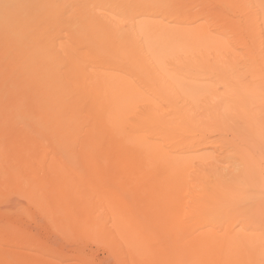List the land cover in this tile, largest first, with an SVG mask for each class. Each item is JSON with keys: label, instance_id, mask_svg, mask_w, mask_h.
<instances>
[{"label": "bare ground", "instance_id": "1", "mask_svg": "<svg viewBox=\"0 0 264 264\" xmlns=\"http://www.w3.org/2000/svg\"><path fill=\"white\" fill-rule=\"evenodd\" d=\"M71 1L75 4L74 8H72L69 5L71 9H69V6L67 5L68 1L66 4L63 3V0L60 3H56L55 0H37L34 2L17 1L18 3L10 2V4L7 5H0V24L2 23L3 26L5 25L4 27L6 29L5 36L1 35L3 36L2 42L4 43L7 49L3 51H7V55L10 56V59L13 60L12 63L13 65L12 66L10 65L9 68H5L4 71H2V75L6 77V81H4V84L6 86L0 87L1 88L0 98L6 99V101L4 100L3 103L8 101L10 102L9 104L10 106H6V107H10L7 108L8 110L10 109V111H7L10 112L9 113L11 116L10 118H14L16 119V121L20 122L19 124L22 123L24 125V126L20 125L21 128L19 127L20 129L18 128L16 131H14V133L20 134L21 132L27 130L26 128L27 125L32 123L34 124L33 126L37 133L35 137H37L38 139L32 142L31 146L27 145L29 146L27 148H25L27 143L22 145L24 149L19 152L14 150L17 149V147L20 145V142L19 145L15 144V146H17L15 149L14 146L11 147L10 162H15L16 164L18 163V165L20 164V162L21 164L23 162L25 163L32 162L31 165H33L34 162L35 163L50 162L49 167L52 169V171L53 170L57 171L60 169L62 170V168L67 170L66 164L64 166L65 168L60 165H63L64 163L67 162L69 163L75 162L77 164L78 162L76 161L77 157L80 158L79 162H82V164L83 162H87V164L90 165L95 164L96 162H98V164L99 162H104L103 164L107 162H115V164L117 163V166L119 165V163L123 164L126 168L124 170H128L129 172H131L130 174L133 175L132 181L142 185L141 192L138 193V197L140 196L143 199L145 198L149 199L148 204H146L144 208L142 206L143 208L142 212L141 213L138 212L140 215L135 216L133 212H132L133 214L131 212H128L129 209H127L126 211V208L125 209L123 207L121 208V206H119L116 203L117 197H115L113 189L108 194V193H104L107 191V190L105 191L106 188L104 187L102 188L104 190L103 192L102 190H100L101 192H98V188H93L92 186H88L85 184L90 189L84 187L85 189H87V191L84 189L85 190L84 194L92 196V194L94 193H92L91 190L97 189V192L95 190V193L98 194L100 193V196L98 197H100L101 201L107 200L108 203H106V205L108 204L112 208L113 212L111 213H114L115 220H117L116 223H118L115 225L116 226L118 225V228L123 229L124 233L130 235L131 237L129 243L126 241V239H121V240L126 241L127 243L126 245L129 246L128 249H130L129 252H131V255L137 257L136 264H145L143 263L142 259L147 258L151 255L149 254L147 246L149 245L150 242V238H151L150 234L153 233V231L155 232V230H152L151 232L150 229L151 226L156 227L155 229L158 230L157 233L160 231L162 233L166 232L169 235L179 236L181 233L178 232V230L182 229L184 225L186 226L185 224L186 222L188 223V221L186 220L189 213L188 209L190 208V210H192L193 205L191 207L189 206V208H186L188 206V202H186L187 201L186 200L185 202L187 204L186 203L185 204L187 206L183 207L182 199L184 200V198L182 196V193L186 191V189L188 188L187 177H190L188 176V174H189V170L191 169L190 167L192 166V163L205 162L207 159V157L193 156L185 153L184 154L186 156L174 154L177 151V150L174 151L175 150L173 147L174 145H178L182 147V150L179 151L180 153L181 152L188 153L190 151H197V148L203 146L204 147L211 146L212 141L215 143V141L218 142L217 140L220 139L218 144L220 145V147L223 146L224 144L225 150L222 149L223 151L219 153V155L217 154V156L219 157L217 159H214L213 162L217 163L223 161V162H230V164L231 162H233V164L234 162L236 164H238L237 162H242L243 164H245V162L248 164H252L253 162L264 163V53L262 54L260 53L261 51L257 52L254 49L255 51L252 50L250 54L247 56L248 58L245 59V61H247L246 63L248 69H250L251 71L250 74H247V77L249 75L248 79L245 78L246 76L244 74H239V77H237L235 80L224 79L223 82L221 81V83H223L222 85L223 89L220 90L217 87V89L214 90L213 96L215 97L217 95L219 96L218 100L220 103L217 104L219 105L218 108L221 107L227 116H229L228 112L231 115H235L234 114L235 112L238 115L240 114L241 118L243 117L242 120H240L241 119L240 115L236 116V118L237 117L240 118L238 119L239 121H241V123L244 122L245 124L242 125V127L241 126L236 127L237 125L235 126V124L238 121L234 122L232 116L228 117L231 118L230 119L231 122L225 119L223 116H221L222 114L218 116V118L216 119L217 116L215 114L216 110L212 109V111H210L209 109L205 110V108H203L202 112L200 111L201 114H199V112L198 114H196L197 111L196 112L194 111V107L192 103L184 102V100H182L184 94H186L187 92L189 93V91H194L200 88V85L197 84L196 82L189 81L187 76H180V73L178 71L179 67H184L189 64L190 61H188L187 58L189 57V55H192V53H194L195 51L197 52V55H194L193 58L196 59L197 57H199V62L196 61L195 63L207 64L211 68L212 67L226 68L227 65L235 66L233 64L235 63L237 56L232 57V55L235 54V52L233 51L226 52L223 55L221 53H220L221 55L217 54V58L213 57L211 60V62H214L215 60L214 64H210L207 61V55L205 53L207 51L205 49H203L205 52L202 51V48H206V46H208L211 43L217 44L219 42L218 37L211 34V32L208 31L209 29L207 30L206 27L204 26L206 21L208 22V20L204 21V24H196L191 27L190 26L187 27L188 25L185 26L184 24H188L187 19L189 23L191 22V24L192 23L194 24L195 21L193 20L196 19L194 16L192 17L193 18L192 19L191 17H187L188 15L186 16V14H183L182 11L183 6L181 8V6L178 7L177 4V8H176V5L175 4H174L175 6L173 5V3H177L175 2L176 0L175 1L173 0L174 2L172 0H71ZM73 3L71 4L73 5ZM67 6L68 9H66ZM209 7H211V5ZM102 8H105L107 12H102L101 11ZM98 9L101 12H99ZM105 9H103V11ZM210 9L209 10L207 9V11L210 12L211 11ZM203 11L206 12V9ZM205 12L203 14H205ZM208 12H206V14H209ZM211 13L209 15H211ZM182 14L184 15V17L182 16ZM207 16L203 15L202 17L204 18ZM6 17H10V20L6 19ZM165 19L168 20L167 23L165 22ZM171 20L178 22L179 23L178 26H180V23L183 24L184 27L183 26L176 27L175 24H174L175 26L173 27H171V25L169 26L168 22ZM54 32L56 33L55 35L58 36V38L64 37L65 35V37L68 38L70 43H65L61 41H59V43L56 42L57 37L53 35ZM52 36H54V38L56 37L55 38L56 41H54V38H52ZM214 54H215L214 56H216V53ZM7 55L5 57H7ZM230 58H232L231 61L229 60ZM121 70L134 71L132 72L133 74L137 72L139 74V77L141 78V82H139L138 84L137 83L138 81L135 82L136 81L135 77H134L135 80L130 77H127V75L126 76L124 75V71L123 73H120ZM141 83L145 84V85L144 84L141 85L142 88L139 86ZM143 85L148 87V92L143 90ZM159 100H162L165 103H161V101ZM2 105H0L1 108H4L6 104H2ZM202 106L203 104L199 106L201 107V110H202ZM219 112L220 111H217L218 114ZM206 117L208 120L204 119ZM30 126L31 125L28 126L29 129L33 131L34 128L31 129L32 127ZM191 127L194 129V131H193V135L188 140L183 139L176 143L174 142L173 139H175L176 137H174L173 134L176 131H178L179 129H188ZM10 131H12L11 128ZM211 131L214 132L217 131V134L218 132H220V134L229 133L230 137L227 139L226 138L222 139L221 137L224 135L223 134L220 137L218 135L219 138L217 136L214 137V138H218L217 140L213 138H212L213 140H211L210 139L212 135L210 134ZM23 133L25 134V132ZM33 134L32 136H34ZM152 134L156 136V139L153 138ZM217 134L215 132V135ZM12 135L10 133V136ZM50 136L54 137L52 139L53 141H55L54 144L53 143L51 144H53V146L57 144L56 148L59 151L56 153L53 152L50 154L49 151L47 152L46 150L47 143L49 144L47 140L49 139ZM26 137H24L25 140H27ZM13 139H15L14 136L12 140ZM52 139H50V142ZM19 140H21V138H19ZM25 140H23V142ZM15 141L17 140H14V143H16ZM28 144H30V142ZM168 144L169 146H167ZM51 149L49 150L51 151ZM18 150H20V148ZM69 163L68 165L70 166ZM13 164L11 165L12 167ZM78 164H77V168L75 169H78L79 166ZM82 164H80L81 167ZM193 164L196 165L195 163ZM18 165L17 167H13V169L18 168L19 167ZM22 165L25 166L24 163ZM37 165L38 163H36L35 166ZM252 165H255V163ZM124 166L121 165V168ZM207 166L208 165L206 164L205 167ZM209 166L207 167V169H205V167L202 168L205 170L198 169L199 167L195 168V172L193 171L194 168L190 170L192 171L190 172L192 178L194 179L195 176H197L198 181L199 179L200 181L203 180V182L201 183L203 185L205 183L204 180L206 181L207 179L206 178L207 175L212 174L213 176V173H215L213 172L214 170L212 169L214 167L211 168ZM239 166L241 167L242 164ZM27 167L29 168L30 165ZM37 167L40 168V166ZM73 167L75 166L73 165ZM245 167H247V165L243 166L239 170L245 169ZM118 168L120 169V167L116 168L117 171ZM208 168L211 170H209ZM249 168H251L250 165ZM24 169L21 168L22 171ZM45 169L43 167V171ZM70 169H72V167ZM18 170L19 168L15 173H17ZM27 170L25 172L31 175L30 172ZM66 170L62 174L67 176L69 174L72 176L73 173L69 172L70 171L69 169L67 173ZM107 170L108 171L110 170L109 166ZM107 170L105 168V171ZM247 170L250 173L251 169L250 170L247 169ZM79 171L83 172L82 169L81 170L78 169V172ZM108 171L105 172V174L110 173ZM242 172L244 173L245 171ZM195 173L196 175H194ZM96 174H98V172ZM244 174L248 175V173L246 172ZM11 175L10 178L13 177ZM16 175L19 176L18 174ZM250 175L254 176L253 174H249V177ZM51 176H53L52 173ZM67 176L65 177V179L67 178ZM219 176L220 174L216 177L217 179L216 182L211 181L212 182L211 185H208L209 187H211L210 189L207 186L205 187V189L208 188L207 190H209L208 192H210L208 194L209 197L211 198L207 197L209 198L210 201L212 200L214 195H216L217 193L221 195L220 193L223 192L221 190L222 187L220 186V183H226L228 181L226 178H224L225 176L224 177L220 176L221 179ZM256 176L258 175L256 174ZM36 177L40 178L39 176ZM48 178L46 179L43 178L45 180H42V185H40L39 190H36L35 188H29L30 185L29 187H26L25 184L24 192L26 196L32 197L35 194L37 195L39 194L40 196V194H42L40 190H42L43 192L45 191L46 194L48 195L47 191L49 190V186L51 185L50 181L52 180ZM12 179L13 178H11L10 181H13ZM69 179L72 180V178L71 177L69 178L68 176V180L66 179L65 181L69 182ZM193 179H192V183H193ZM31 180L32 178H30L29 180L30 182H29L28 179H26L25 182L27 183L29 182L30 184ZM207 180H209V177ZM234 180H235V176L230 178L229 181L234 182ZM190 181L189 183L191 184ZM198 181H197L198 184L196 183V181L195 184H192L193 187L196 188H190V189H195V190H189L190 192L191 191L197 192L196 189L200 183ZM257 181L258 180L256 179V182ZM100 182L102 183L103 181ZM10 184L13 185V183L11 182ZM64 184L65 183L63 182V185ZM78 184L81 185L80 182H78L77 185ZM227 184L229 183L227 182ZM227 184L224 186L225 187L227 186L226 189L228 190V187H231V185L229 186ZM72 185L73 183H71L69 190H74L71 188ZM77 185L75 186L77 187ZM62 187L63 186L61 185V189ZM81 187L82 186H80L79 188ZM201 187L203 186L200 185L198 187V191L202 190ZM225 187H223V189H225ZM236 187L234 186L233 189H236ZM123 188H125V186H123ZM56 189L58 190L59 188ZM56 189L54 188L55 192L58 193ZM81 189H83V187ZM88 190H90L91 193L88 192ZM121 190L123 189L121 188ZM207 190L206 192L202 191V193L206 195ZM79 191L81 192L82 190ZM189 191L188 193L190 194ZM68 192L70 193L71 191ZM76 192L78 191L76 190ZM196 192H193L194 195H192V198L197 193L200 195L199 192L197 193ZM233 192L235 193L236 191L233 190ZM44 193L42 194L43 196ZM234 193L231 195L233 196ZM60 194L62 195V192H60ZM70 194L72 195V193ZM75 194H76L75 191H73L72 196H74ZM191 194H190V199H191ZM245 194H247V192ZM120 195H122V193ZM120 195L118 197L119 199L117 198L118 200L122 199V196L120 198ZM199 195H197L198 196L197 199L201 198L199 197ZM48 196L46 200L50 202L51 197L50 195ZM80 196L82 197V195ZM125 196H127L128 198V195ZM76 197L74 196L75 199ZM98 197L96 196V198ZM216 198L219 200V197L218 196L215 197V201L217 203L218 201ZM68 199H66V202H69ZM194 199H196V197ZM204 199H202V201H200L199 199V202H196L197 200L195 202L193 200L191 201L195 203V207H196L197 205H199V203L203 202ZM59 200L61 201V196ZM88 200L82 203L80 202L79 204L75 200L76 204L75 203L74 204L78 206L77 207L75 206L74 208V205H71L70 207H73L72 210L73 209L76 210L75 214H77V208H78L79 215L82 214L81 215L82 217L85 216V218H90L89 214L91 213L90 212L91 208L90 205H88L89 204L88 202L90 200L89 201ZM205 201L204 203L206 205L210 203V201L208 200H207L208 203H206L207 201L206 202ZM212 201L210 203L211 208H209V204L207 205L209 210L207 209L206 205H202V204H201L202 206L201 205H199L200 207L198 206L199 208L196 207L195 210L202 209L203 206H206V208L203 207L202 209L205 215L208 213L206 211L212 213L211 209L215 208L213 206L215 201L214 202ZM117 202L119 203L120 201ZM127 202L128 201H126V203ZM139 202L141 204L143 203L141 201ZM98 203L96 205H98ZM120 203H123V201ZM63 204L65 205V203ZM96 205L95 207H97ZM58 207L55 206V208L57 209ZM80 207L82 210H80ZM133 207L135 206H132V208ZM100 208L102 211V206ZM60 209H61V205H60ZM95 209H94V213H95ZM97 209H96L97 213L95 215H98V212H100V210L97 211ZM204 209H206V211H204ZM79 210L82 211V213ZM84 210L86 211V213L83 212ZM195 210L193 211L196 213ZM65 211L66 210H64V212ZM138 211H141V209H138ZM51 212H57L55 214L58 215L61 211L59 213L58 211H51ZM64 212L62 209L63 215ZM74 212L69 211L71 219H73L72 213ZM69 213L67 216H69ZM191 214L189 216L193 215ZM55 216H52V218L55 219L54 218ZM61 216L58 217L59 218L58 222L55 221L57 222L55 223L56 225L60 223L59 220L62 221V223L64 224L67 223L68 218L70 219V216L68 218L67 216H65L67 219L65 220L64 218H62L63 220H61ZM81 216L77 215L76 216L77 219L74 217L76 221L75 220L73 221L74 223L78 224L79 228H81L82 231L83 227L85 228L87 227L86 226L87 222L84 221L85 218L84 219L82 218L83 219L82 222H84L85 224L82 223L84 224V226L81 227L82 225L80 226L79 223H77V220L79 219L78 217ZM199 216H200V212H199ZM199 216H196V219H198L197 217ZM202 216L203 215L201 214V217ZM99 218L101 217L99 216L98 220ZM260 218L264 222V216L262 215V217L260 216ZM199 219L198 222L201 223V220ZM64 220L65 222H63ZM80 220L81 218L78 220L81 224ZM113 220H111V222ZM73 221L71 222L70 220L71 224H73ZM191 221L190 222L194 225L195 221L193 220ZM203 221L204 220H202L203 224H201V226L202 225L205 226L206 224L204 225V222L205 221L207 222L208 220H205L204 222ZM210 222L211 221H208L207 224L209 225ZM199 223H197L196 221L197 225ZM214 223H210V224H214ZM90 225H92V221ZM116 226L114 227L115 229ZM61 227H59L60 232L62 230ZM66 227H64L65 233L68 232V231L66 232ZM195 228H193V231L194 230L196 231ZM56 229H58V226ZM149 229L151 233L149 232ZM71 230L73 231V229H71L70 226L69 231L71 232ZM185 231L183 232L185 233ZM62 232L64 231L62 230ZM91 232L92 231H90V234ZM95 232L97 233V231ZM118 233H120L119 235L122 234L121 232ZM186 234L189 236L188 233H185V235ZM158 235H160V233ZM191 235L195 236L194 233ZM199 235L202 234L196 233L197 238H199ZM208 235L209 234H207V238L212 237ZM104 236L106 237L105 234ZM196 236L192 238H190L189 236V238L190 240H194L193 238H195V240L197 241ZM17 237L18 236H16V238ZM205 237L206 236H204L203 240L206 239ZM154 238L151 240H155ZM169 238L171 239L170 240L167 239V240L172 241V237ZM184 239L186 240V236ZM230 239L233 240V241L231 240L232 241L231 244L228 245L226 243L227 246L225 245L226 254L228 256L234 255L233 248L235 247V246L233 247L232 245V243L234 244L235 239L231 237ZM238 239H240V237ZM104 242H105L104 244L109 243V242L106 243V239ZM117 242L120 243L119 240ZM189 242L191 243L192 241ZM189 242H187V244H189ZM193 242L195 243V241ZM194 243L191 244L190 247L194 245ZM180 244L181 242L178 243L177 246L181 247L182 244L181 245ZM196 245L192 246L191 248L193 247L195 248ZM216 245L220 246L221 244L218 243ZM107 246L109 247V245ZM209 246L211 248V245ZM163 247L164 246H162V248ZM197 247L195 249L193 248L194 250L192 255L190 254V251L188 252L189 254H186V256L189 255L192 257L193 262L195 261L197 262V260H199L202 257V254H205V252L203 253L200 244L199 247L198 248ZM222 247L224 248V246ZM120 249H122V247L119 248L118 250ZM123 249H125V247ZM188 249L190 248H187V250ZM234 250H236V248ZM213 253L211 255L212 257L211 259H213V257L214 258L216 257L215 252ZM158 255H159V251H158ZM168 256L166 255V257ZM219 256L221 262L222 258L220 253ZM138 257L142 259H138ZM28 259L31 261L30 258ZM126 259H128L129 261V258ZM15 260L16 259H14L13 261L15 262ZM159 261L160 264H174L173 260L167 258L166 259L163 258L162 261L161 260ZM176 261L177 258L175 259V262ZM215 261L217 262V260ZM33 264H38V263L34 262Z\"/></svg>", "mask_w": 264, "mask_h": 264}, {"label": "rangeland", "instance_id": "2", "mask_svg": "<svg viewBox=\"0 0 264 264\" xmlns=\"http://www.w3.org/2000/svg\"><path fill=\"white\" fill-rule=\"evenodd\" d=\"M17 1H19V2H29V1L34 2L37 0H0V5H7V4H10V2L11 3H18ZM64 1H66V0H63V3H66V4L68 1V4H67L68 6L70 5L72 8L75 7L74 6L75 4L71 0H67L66 2H64ZM180 1H181V3H180ZM55 2L60 3V2H62V0L61 1L55 0ZM175 2H177V3H173V5L175 4L176 8H177V4H178V7L181 6V8H182V6H183V8H182L183 14H186V16L188 15L187 17H191V18L194 16L196 19V20H193V21H195L194 24L193 23L191 24V22L189 23V21L187 19L188 24H184L185 26L188 25L187 27H189V26L191 27V26L196 25V24H204V21L208 20V22L206 21L207 25L205 23L204 26L206 27L207 30L209 29L208 31H210L211 34L218 37V39H219L218 43H220V44L217 43L218 44L217 45L215 43H211L208 45L209 47L205 45L206 48H202V51H204L203 49H205L207 51V52H205V51L204 52L206 53L207 61L210 64L215 63V60H214V62H211V60L213 57L217 58V54L223 55L226 52L233 51V52H235V54H233L232 57L237 56L236 61L233 64L235 66L227 65L226 68H222V67H220V68H215V67L213 68L212 67L211 68L207 64L195 63L196 61L199 62V57H197L196 59L193 58L194 55H197L196 51L194 53L191 52L192 55L187 54V55H189V57L187 58L188 61H190L189 64L187 66H184V67H179L178 71L180 73V76H187L189 81L196 82L197 84L200 85V88L197 90H194V91H189V93L187 92L186 94H184L182 100H184V102H191L193 107H194V111L195 112L197 111L196 114H198V112H199V114H201V112L203 111V108H205V110L209 109L210 111H212V109H213V110H216L215 111V114L217 115L216 119L218 118V116H220L222 114L221 116H223L225 119L230 121L231 118H228V117L232 116V118L234 119V122L238 121L236 124L233 122L235 124V126L237 125L236 127H239V126L242 127V125H245V124L243 122L244 120L242 121L243 123H241V121H239V119L241 118V115L239 114L240 118L239 117L236 118V116L238 114H236L234 112L235 115H231L228 112L229 116H227L221 107L218 108L219 105H217V104L220 103L218 100L219 96L217 95L215 97V96H213V93H214V90L217 89V87L220 90L223 89V87H222L223 83H221V81L223 82L224 79L235 80L237 77H239V74H244L246 76L245 78L248 79L249 75L247 77V74H250L251 71H250V69H248V66L246 63L247 61H245V59L248 58L247 56L254 49L257 52L261 51L260 53H262V54L264 53V0H222V1H220V0H218V1L217 0H176ZM71 3H73V5ZM209 4L211 5V7H209L210 6ZM68 6L66 7V9H68ZM70 6H69V9H71ZM210 8H212V9H210ZM103 9H105V8L101 9L102 12H107L106 9H105L106 11L105 10L103 11ZM205 9H206V12H208L207 9L208 10L210 9L211 11L208 13L210 14L212 12L211 15L206 14V12L203 11ZM101 11L99 10V12H101ZM200 12L202 14L205 12L206 15L205 14H203V15L204 16L208 15V16L203 18L202 17L203 15ZM6 13H5V15H6ZM108 13H109V11H108ZM194 13H197V14H194ZM183 14H182V16L184 17ZM191 14H192V16H191ZM209 17H211V18H209ZM6 19L10 20V17H6ZM167 21L168 20L165 19L166 23H167ZM168 23H169L168 25L169 26L171 25V27H173L175 25H176V27L183 26V24H181V23H180V26H178L179 23L175 22L174 20L173 21L171 20ZM4 26L2 25V23L0 24V87L6 86L4 84V81H6V77L2 75V71H4L5 68H9L10 65L11 66L13 65L12 64L13 60L10 59V56L7 55V51H3V50H7L4 43L2 42L3 36H1V35L5 36V33H6V29ZM63 33H64V31H63ZM55 34L56 33L54 32L53 35L56 36ZM54 36H52V38H54ZM56 37L58 38V36H56ZM55 38H54V41L57 40L56 42H58V43H59V41L65 42V43H70V41L68 40L67 37H65V35H64V37H59L58 39L56 38V40H55ZM214 42H216V41H214ZM212 45H213V47H212ZM214 53H216V56H214L215 55ZM6 55H7V57H5ZM229 60L231 61L232 58H230ZM123 71L124 70H121L120 73H123ZM132 72H134V71L126 70V71H124V75L125 76L127 75V77H130L132 79H134V77H135V79H136L135 82L138 81L137 83L139 84V82H141V78L139 77V74L137 72H135L133 74ZM242 72H244V73H242ZM131 75H133V76H131ZM217 82H220V83H217ZM2 84H4V85H2ZM142 84H144V83H141L139 85L141 88H142V86H141ZM144 85H143V90L148 92V87H146ZM4 100L6 101V99L0 98V105L6 104L4 106L5 109L1 108V106H0V264H9V263L10 264H33L34 262H36L38 264H50V263L51 264H136L137 263V260H136L137 257L131 255V252H129L130 249H128L129 246L126 245L127 244L126 241L129 243L131 237H130V235H127L126 233H124L123 229L118 228V225L117 226L115 225L118 223H116L117 220H115L114 213H111V212H113L112 208L108 204L107 205L109 207L106 205V203H108L107 200L101 201L100 197H98V196H100V193L99 194L95 193V190L97 192V189H93L94 191L91 190V192L94 193V194H92V196L86 195L84 193H85V190L87 191V189H90L88 186H92L93 188H98V192H101L100 190H102V192H103L104 190L102 188L104 187V188H106L105 191L107 190L104 193H108V194L113 189L114 195L117 198L122 193V195H120V198L122 196L123 200L122 199L118 200L119 198L118 199L116 198V203L119 206H121V208L122 207L124 209L126 208V211H127V209H129L128 212H131V213L133 212L135 214V216H138V215H140L138 212L141 213L143 208L145 207V205L148 204V202H149V199H147V198H145L146 199L145 200L140 196L138 197V193L141 192L142 185H140L137 182L132 181L133 175L130 174L131 172H129L128 170H124L126 168L123 164L119 163L120 166L119 165L117 166V163L115 164V162H107L105 164H103L104 162H99V164H98V162H96L95 164H97V165H95V164L90 165V164H87V162H83V164H82V162H79L80 158L77 157V160L76 159L75 160L78 161L77 164L79 163L78 169H80V170L82 169L83 172L82 171L78 172V169H75V168H77V164L75 162L64 163L63 165H60V166L64 167L66 164L67 170L62 168V170L61 169L57 170V171L53 170L54 172L49 167L50 162L49 163L48 162H42V163L36 162V163H38L37 166H40V168L35 166L36 165L35 162L33 163V165H31L32 162H29V163L26 162L28 164L23 162L24 165L25 164L27 166L30 165L29 168L26 165L23 166L22 165L23 163L21 164V162L19 165H18V163L16 164L15 162H10V151H11L10 149H11V147L14 146V149H15L17 147V146H15V144L19 145V142H20L21 146L19 145L17 147V149L14 150V151L19 152V151H22L24 149L22 145L27 143L26 147H25V148H27V147L31 146L32 142H34L38 139H37V137H35L37 135V133H36V130L33 126L34 124H32L31 122H30L31 124H29V125H31L30 126V127H32L31 129L34 128L35 131L30 130L28 127L29 125H27V127H26L27 130L23 131V132H25V134L23 132H21L20 134L14 133V131H16L19 127L21 128V126L23 124L22 123L19 124L20 122L16 121V119L10 118L11 117L9 114L10 112H7V111H10V109L9 110L7 109L10 107H6V106H10L9 105L10 102L7 99V101L9 103L8 102L3 103ZM159 101H161V103H165L162 100H159ZM202 104H203V106H202V110H201V107H199V106H201ZM29 105H31V104H29ZM215 106L217 107V109ZM2 107H3V105H2ZM206 107H208V108H206ZM2 110H4V111H2ZM217 111H220L221 113L219 112V114H218ZM212 118H214V117H212ZM242 118L240 120H242ZM11 119H13V120H11ZM204 119L208 120L207 117ZM12 123H14V124H12ZM17 125H19V126H17ZM10 128L12 131H10ZM212 129H215V128H212ZM193 131H194V129L192 127L188 128V129H179L178 131H176L173 134L174 137H176L175 139H173L174 142L176 143V142L181 141L183 139L188 140L193 135ZM12 132H13V135H12ZM215 132L217 134V131H215ZM215 132L211 131L210 134L214 135V136L211 135V138H210L211 140H213V139L217 140L223 134H224L223 135L224 137L222 136L221 137L222 139H224V138L227 139L230 137L229 133H221L220 134V132H218V134L215 135ZM10 133L12 136H10ZM32 134L34 136H32ZM218 135H219V137H218ZM13 136L15 139L12 140ZM216 136L218 138H214ZM24 137H26L27 140H25ZM19 138H21V140H19ZM52 138H54V137L50 136L49 139L47 140V142H49L50 146L47 143V149L46 150H47V152L49 151L50 154L53 152L56 153L59 151L56 148L57 144L55 146H53L55 141H53ZM153 138L156 139V136L153 135ZM50 139H52L51 142H50ZM10 140H11L12 145L10 143ZM14 140H17V141L19 140V141L18 142L15 141L16 143H14ZM23 140H25V141L23 142ZM219 140L220 139L217 140L218 142H216L214 140L215 143L212 141L211 146H206V147L203 146V147L197 148V151H190L188 153L187 152H181L180 153L179 151L182 150V147L178 146V145L173 146L175 149L174 151L177 150L174 154H179V155L190 154L193 156L207 157L205 162H201V163L193 162L197 166L192 163L190 170H192L194 168L193 171L195 172V168H197V167H199L198 169L205 170L210 165L209 167H211V168L214 167V168H212L214 170V171L213 170L212 171L215 172V173H213V176H215V175L216 176L213 177L212 174L211 175L208 174L206 178L208 179V177H209V180H207V179H206V181L204 180L205 183L202 185L201 183L203 182V180L200 181V179H199V181H198L197 176H195V178L193 179L191 174H190V172H192V171L189 170L188 176H190L191 178L187 177V182L189 183V181L191 180L190 181L191 184L187 183V187L189 189L187 188L186 191L183 192L184 194L182 193V196L184 198V200L182 199L183 207L187 206L186 202H188V206L186 208H189V206L191 207L192 205L194 206V207L192 206V210H190V208L188 209L189 213H188V216L186 218L188 223L186 222L185 223L186 226L184 225L183 226L184 228L182 227V229L178 230V232L181 233L179 236L178 235L177 236L169 235L166 232L162 233L160 231L157 233L158 230L155 229L156 227L151 226L150 227L151 232H152V230H155V232L153 231V233H151L150 229H149V232L151 234L148 232L150 234V237H151L150 242L153 241L152 243L149 242V245L147 246L149 254H151V255L147 258H144V259L138 257V259L143 260V263H145V264H149V263L150 264H160L159 260L162 261L163 258H165V259L167 258V259L173 260L174 264H213V263L214 264H227V263H229V264H264V222L260 218V216L261 217H262V215L264 216V202H262V201H264V171H263L264 170V163L263 162L262 163L261 162H253L252 164L255 163V165L257 166L256 167L255 165L248 164L246 162H245V164H243L242 162H237L239 165L242 164V166L240 167L235 162H234V164H233V162H231V164H230V162H223V161H220L217 163L213 162L214 159H217L219 157V156H217V154L219 155V153H221L223 150H225L224 144L221 147L218 144ZM26 141H28V142H26ZM29 142H30V144H28ZM51 143H53V144H51ZM216 144H218V145H216ZM27 145H29V146H27ZM51 145H52V147H51ZM167 146H169V144ZM19 148H20V150H18ZM49 149H51V151ZM216 149H217V151H216ZM258 153H259V151H258ZM208 157H210V158H208ZM11 163L12 164L15 163V164H13V167H17V165L19 166L18 167L19 170L17 173H15V172L17 171L18 168L13 169V167L11 166L12 165ZM40 163L42 164V166ZM46 163H48V164H46ZM68 163L70 164V166L68 165ZM43 164L47 165L48 167L44 166ZM71 164H72V166H71ZM80 164H82L83 168L81 167ZM106 164H108V165H106ZM206 164L208 165L207 167H205ZM20 165H22V166H20ZM73 165L75 167H73ZM121 165L124 166V167H122L123 169L121 168ZM246 165H247V167H245V169L239 170L240 168H242L243 166H246ZM249 165L251 168H249ZM108 166L110 169L109 171L107 170ZM10 167H11V170H10ZM43 167H44V169L46 167V169L49 170L50 172L47 171L46 169L43 171ZM71 167H72V169H70ZM117 167H120L121 170L118 168V171H117V169H116ZM203 167H205V169H202ZM21 168H23V169L26 168V169H24L22 171ZM27 168H28V170H27ZM105 168L110 173L105 174V172H107V171H105ZM257 168H260V169H257ZM247 169H249V170L251 169L250 173ZM12 170L14 171L15 174L13 173ZM26 170L29 171L32 176L29 175L28 173H26L25 172ZM65 170H66V172L69 171V172L73 173L72 176L74 178L68 174L69 178L70 177L72 178V180L69 179L70 184L68 181H65L66 179L68 180V176L62 174V173H64ZM209 170H211V169H209ZM255 170L259 171V172H256ZM33 171L36 173L38 172L37 175ZM113 171H114V173H113ZM242 171H245L246 173H248V175L244 174L245 172L243 173ZM40 172H42V173H40ZM97 172H98V174H96ZM254 172L259 176V178H258V176H256V174ZM260 172L262 173V175ZM51 173L53 174L54 177L51 176ZM67 173H65V174H67ZM216 173L218 175L220 174V176H223V177L225 176L224 178H226L228 180L227 182L229 184H227V182L226 183H220V186L222 187L221 190L225 194L227 193L228 195L227 194L225 195L223 192L220 193L221 195H219V193H217L216 195L219 197V200L216 198L218 201L217 203L215 201V197H217V196L214 195L212 198L213 201L212 200L211 201L212 202L215 201V203L213 205L215 208L212 206L214 208V209H211L212 213L209 211H206V209H204V211L209 213V214L207 213L205 215V213L202 210L203 207L206 208V206L209 204V208H211V206H210L211 201L209 200V198H211V197H209V194H208L210 192H208L209 191V190H207L208 188L205 189V187L206 186L209 187L208 185H211V183H212L211 181H213V182L217 181L216 177L218 175ZM242 173L244 174V176ZM16 174H18L19 176H17ZM60 174H62V175H60ZM249 174H253V175L255 174V175L254 176L250 175V177H249ZM10 175L13 176V177H11V178H13L12 179L13 181H10L11 180ZM194 175H196V173ZM36 176H39L40 178H38ZM43 176H46V177H43ZM66 176H67V178L65 179ZM129 176L131 179L129 178ZM234 176H235L236 181L235 180H234V182L229 181L230 178H232ZM33 177H34V179H33ZM48 177H51V178H48ZM78 177H80V178H78ZM84 177H85V179H84ZM30 178H32L33 181L31 180V183L29 184ZM43 178L52 179L50 181L51 185L49 186L50 191L49 190L47 191L48 195H50V197H51V200L49 199L50 202L48 200H46L48 195L46 194L45 191H44L45 192L44 193L42 190H40L42 192V194L44 193V196L42 194H40V196H39V194L38 195L35 194L32 197L26 196V194L24 192V185L25 184H26V187H29V185H30L29 188H35L36 190H39L40 185H42V180H45ZM56 178H57V181L59 180L58 182L56 181ZM76 178H78V179H76ZM212 178H214V179H212ZM26 179H28V181H29L28 183L25 182ZM192 179H193V183H192ZM220 179H221V177H220ZM256 179L258 180L257 182H256ZM104 180H105V182H104ZM100 181H103V182L101 183ZM195 181H196V183H197V181L200 182L199 185L197 186L196 190H197V192L200 193L201 196L196 191H191V192L189 191V190H195V189H190V188H196V187H193V185H192V184H195ZM10 182L13 183V185H11ZM23 182H25V183H23ZM63 182L65 183L64 185H63ZM78 182H80V184H81V185L78 184L79 187L82 186L83 189H81L82 187L81 188L78 187V185H77ZM18 183H20V184H18ZM71 183H73V185H74V186L72 185L73 187L71 186V188L74 190H69ZM116 183H118L119 185ZM60 184L63 186L62 189H61ZM85 184L88 186H86ZM226 184L229 186L231 185V187L232 186L233 187L232 188L228 187V190H227L226 189L227 186L226 187L224 186ZM75 185H77L78 189ZM116 185H118V186H116ZM200 185L203 187H201L202 188L201 191H198V187ZM236 185H237V187L238 186L239 187L237 188ZM123 186H125V188H123ZM234 186L236 187V189H233ZM84 187L87 189H85ZM223 187H225V189H223ZM54 188L55 189L56 188L61 189V190L56 189V191L59 194L55 192ZM121 188L123 190H121ZM210 188L211 187H209V189ZM229 188H231V189H229ZM75 189L78 192H76ZM52 190H54V191H52ZM79 190H82V191L80 192ZM206 190H207V194H206L207 196L204 193H202V191L206 192ZM225 190H227V191H225ZM230 190H232V191H230ZM233 190L236 191L235 192L236 194L233 192ZM68 191H71L70 193H72V195H73V191H75L76 194L74 196L75 197L77 196L76 199ZM188 191L190 192V194L192 193L191 199H190V194L188 193ZM60 192H62L63 197L65 195V197H67V198L64 197L65 198L64 199L62 197V195L60 194ZM88 192H90V190H88ZM193 192H196L197 194H195V196L192 198V195H194ZM246 192H247V194H245ZM18 193H20V194H18ZM63 193H65V194H63ZM186 193H188V194H186ZM233 193H234V195L232 196L231 194H233ZM68 194H70V195H68ZM80 195H82V197ZM125 195H128V198ZM197 195H199V197H201L202 199H204V197H205L206 201L208 200V201H210V203H208V201L206 202L204 199L203 202L199 203V205H201V204L206 205L204 203V201L208 204L206 206H203L202 209H199V210L196 209L195 210L196 207L199 208L200 206L197 205L195 207L194 202L196 200H197L196 202H199V199H200V201H202L201 198L197 199V197H198ZM38 196H39V199H41L42 197L44 198L46 196L44 199L42 198L43 201H45V200L46 201L43 202L42 199L39 200ZM60 196H61V201L59 200ZM96 196L98 198H96ZM220 196H222V197H220ZM195 197H196V199H194ZM207 197H209V198H207ZM48 198H49V196H48ZM88 198L90 201L88 200ZM91 198H93V199H91ZM66 199H68L69 202H66ZM75 200L78 204L80 202L82 203V202L87 201V200L89 201L88 205H90V208H91L90 209L91 213L89 214L90 218H85L84 214H83L84 217L81 216L82 215L81 214L82 211H80V210H82L81 207L79 210L81 212L80 213L81 215L78 214V208H77V214H75L76 210L73 209L75 211L74 212L72 210L73 207H70L71 205H74V208H75V206H76ZM191 200H193L194 202ZM117 201H120V202L123 201V203H120V202L118 203ZM126 201H128V202L126 203ZM139 201H141L143 203L141 204ZM92 202H93V205H92ZM42 203H43V205H42ZM53 203L56 207H58V205H59L58 209L55 208ZM63 203H65L66 206ZM66 203L67 204L70 203V204L67 205ZM97 203H98V205H96ZM245 204H246V206H245ZM250 204H251V206H250ZM60 205H61V209H60ZM95 205L97 207H95ZM122 205H124V206H122ZM47 206H48V208H47ZM101 206H102V211L100 208ZM132 206H135V207L132 208ZM142 206H143V208H142ZM235 206H237V207H235ZM95 208L96 209L99 208V209H97V211L100 210V212H98V215H95L97 213ZM43 209H45V210H43ZM62 209H63V212H64V210H66L64 212V215L62 213ZM94 209H95V213H94ZM130 209H132V210H130ZM138 209H141V211H138ZM207 209H208V206H207ZM193 210H195L197 214ZM222 210L225 211L226 213L223 212ZM51 211H58V213L60 211L61 212L59 213L60 215L59 214L56 215L55 213H57V212H51ZM69 211L74 212V213H72L73 219H71ZM108 211L111 213L112 217L110 216V213ZM83 212L86 213L85 210ZM190 212L191 213L193 212L192 213L193 215ZM199 212H200V216H199ZM53 213H54V215H53ZM68 213H69L70 219L68 218L69 216H67ZM50 214H51V217H50ZM73 214H74V216H73ZM190 214L192 216H189ZM201 214L203 215L202 216L203 218L201 217ZM61 215H63L64 217ZM77 215L81 216V217H78L79 219L81 218V220H80L81 224L78 221L79 219L77 220V223H79L80 226L82 225L81 227H83L85 224L84 222H82V220L84 218H85L84 221L87 222L86 223L87 227L86 228L83 227V229L84 228L85 229L84 230L82 229V231H81V228H79L78 224L74 223V221H73V220L76 221ZM52 216H55L54 217L55 219H53ZM59 216H61V220H63L62 218H64L65 220L68 218L67 219L68 224L67 223L63 224L62 221L59 220V222L63 226L60 223H58L56 225L55 223L58 222ZM65 216H67V218ZM99 216L101 218H99V220H98ZM196 216L200 217V219H199V217H197V218L199 220H201V223L198 222V219H196ZM56 217H57V220H56ZM74 217L76 219H74ZM194 219H196V220H194ZM209 219H211V220H209ZM65 220L63 222H65ZM70 220H71V222L73 221V224L75 226L73 224H71ZM111 220H113V221L111 222ZM191 220L195 221L194 225L191 223L192 222ZM202 220H204V221L208 220V221H211L210 223H214V222L215 223L214 224L209 223V225H208L207 224L208 221L207 222L205 221L206 223L203 221L204 225L205 224L206 225L201 226V224H203ZM55 221H57V222H55ZM91 221H92L93 226L90 225ZM97 221H99V222H97ZM196 221H197V223H199L198 225L196 224ZM96 222H97V224H96ZM102 222H103V224H102ZM113 222H115V223H113ZM240 222H242V223H240ZM82 223H84V224H82ZM113 224L116 226V229L114 228L115 226ZM72 225H73V227H72ZM57 226H58V229H56ZM70 226H71V229H73V231L71 230V232L69 231ZM194 226L195 227L197 226V227L195 228ZM59 227H61L64 232H62V230L60 232ZM64 227H66V232L68 231L67 233H65ZM186 227H187V229H186ZM190 227H191V229H190ZM201 227H202V229H201ZM193 228H195L196 231L199 229L200 230L196 232L195 230L193 231ZM181 230H183V231L186 230L185 233H188L190 238L195 237L196 233L202 234V235H199V238H197V236H196L197 241L195 240V238H193L194 240H190L189 236L187 234L185 235V233ZM90 231H92L91 234H90ZM95 231H97V233ZM10 232H13V233H10ZM14 232H15V235H14ZM80 232H82V233H80ZM105 232H107V233H105ZM118 232H121L122 234L119 235L120 233H118ZM92 233H93V236H92ZM159 233H160V235H158ZM193 233L195 236L191 235ZM99 234H100V236H99ZM104 234L106 235V237L104 236ZM176 234H177V231H176ZM207 234H209L208 236H212V237L207 238ZM214 234H215V236H214ZM184 235L186 236V240L189 239L188 241H186L184 239L185 238ZM203 235L206 236L205 237L206 239H204V240H203V238H204ZM230 235H232V236H230ZM16 236H18V237L16 238ZM169 237H172V241L167 240V239H169V240L171 239ZM200 237H201V239H200ZM230 237L235 239L234 244L236 243L237 245L236 244L234 245L232 243L233 247L235 246L233 248L234 255L228 256L226 254L225 245H226V243L229 245L233 241L232 239H230ZM239 237H240V239H238ZM101 238H102V240H101ZM153 238L155 240H151ZM14 239H17V240H14ZM105 239H106V243L109 242L108 244H104ZM121 239H126V241L121 240ZM118 240L120 243L117 242ZM184 240L186 241V243ZM189 241H192V242L190 243ZM193 241H195V243ZM154 242H155V244H154ZM180 242H181L182 246L178 247L177 245ZM187 242H189V244H187ZM158 243H160V244H158ZM193 243H194V245L197 244L195 246V248L197 246L199 247V244H200V247L202 248L203 253L205 252V254H202V257L199 260H197V262L196 261L193 262L191 256H189V255L186 256V254H189L188 253L189 251H190V254L192 255L193 250L195 248L194 247H193L194 249L191 248L194 245H192L191 247H190V245ZM218 243L221 245L220 246L216 245ZM107 245H109V247ZM209 245H211V248ZM115 246L118 249L121 247L123 249L125 247V249L126 250L128 249V250L126 251L125 249H123V250L120 249L121 250V252H120V250H118ZM162 246H164V247L162 248ZM222 246H224V248ZM160 248H162V249H160ZM187 248H190V249L187 250ZM220 248H221V250H220ZM235 248H236V250H234ZM209 249H211L212 252ZM241 250H242V252H241ZM158 251H159V255H158ZM161 252H163V253H161ZM213 252H215L216 257L215 258L213 257V259H211L212 258L211 255ZM221 252H222V254H221ZM216 253H218V254H216ZM219 253H220L221 258H222L221 262L219 259L220 258ZM165 254L167 256L168 255L169 256L166 257ZM223 254H224V256H223ZM24 255H26V256H24ZM215 255H213V256H215ZM27 257L30 258L31 261ZM118 257H120V258H118ZM124 257H125V259H124ZM126 258H129V261ZM176 258H177V261L175 262ZM14 259H16L15 262L13 261ZM26 259H27V261H26ZM43 259H45V260H43ZM210 259L212 260V262ZM223 259H224V261H223ZM35 260H37V261H35ZM215 260H217V262Z\"/></svg>", "mask_w": 264, "mask_h": 264}]
</instances>
